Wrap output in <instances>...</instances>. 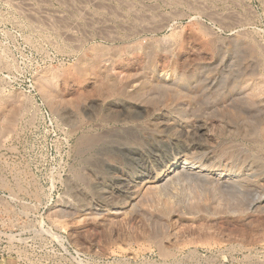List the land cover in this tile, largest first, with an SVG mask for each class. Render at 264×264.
<instances>
[{
    "label": "rangeland",
    "instance_id": "rangeland-1",
    "mask_svg": "<svg viewBox=\"0 0 264 264\" xmlns=\"http://www.w3.org/2000/svg\"><path fill=\"white\" fill-rule=\"evenodd\" d=\"M0 264H264V0H0Z\"/></svg>",
    "mask_w": 264,
    "mask_h": 264
}]
</instances>
